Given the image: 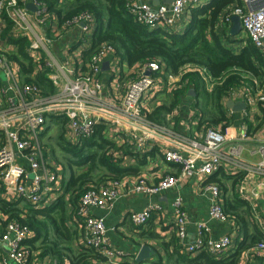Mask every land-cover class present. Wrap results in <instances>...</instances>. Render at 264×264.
I'll return each mask as SVG.
<instances>
[{"label": "built area", "instance_id": "obj_1", "mask_svg": "<svg viewBox=\"0 0 264 264\" xmlns=\"http://www.w3.org/2000/svg\"><path fill=\"white\" fill-rule=\"evenodd\" d=\"M207 1L173 0L168 6L152 8L147 0H127L125 10L136 23L149 30L170 31L186 10L204 5ZM28 3L36 8L35 12L25 8ZM4 15L13 24L12 35L29 41L28 49L32 57L38 61L42 58L40 52L44 51L48 57L44 60L46 67L62 77L59 79L58 76L50 75L48 78L57 91L51 95H43L36 85L20 83L17 64L0 54V75L5 80V85L0 86V183L5 191L14 192L13 201L21 200L36 210L50 205L56 199L61 181L60 168L52 165V160H48L45 150L39 145L40 136L48 127L47 119L52 118L66 122L62 134L64 141L70 146H76L90 138L99 125L105 126V130L109 126H116L127 135L134 147L142 144L157 146L162 150L163 163L179 169L177 175H166L157 183L148 182L142 176L135 177L132 181L128 178L109 180L82 194L76 212L82 228L81 246L93 249L108 264L123 263L119 252L105 241L104 223L92 217L91 209L113 204L122 197L125 189L128 193L155 196L173 189L184 179H194L201 192L209 197L208 219L227 223L230 217L220 202V189L215 184L207 183L208 178L222 164H226L264 179V143L256 148L259 156L256 163L248 165L241 161L242 143L249 137L245 131H241L237 139H230L219 130L206 129L201 140L197 141L172 133L146 117L143 112L144 98L160 86L158 81L163 75L162 65L159 63L152 62L139 67L137 77L126 86L117 103L106 102L100 97L103 60L107 58L110 70L114 73L119 66V59L114 57L110 46L102 45L91 57L86 73L73 79L72 66L56 64L48 50L51 41L47 35L58 36L60 30L72 26L85 35L92 34L95 21L90 14L84 13L57 25L56 18L48 13L40 0H0V34L6 24ZM233 16L238 17L241 32L264 61V0H238V5L220 23L230 28ZM48 22L50 26L46 28ZM7 50L10 51L11 47L4 43V48H0V51ZM187 72H197L204 80H209L204 69L186 68L181 75ZM167 79L169 82L176 81L171 75ZM235 94V91L230 93L232 96ZM242 97L246 102L253 103L246 93L242 92ZM257 102L263 104L264 95H260ZM175 208L174 226L180 241L185 236L186 216L180 208V202L175 203ZM157 210L160 208L155 206L130 213L129 221L135 227H142L151 218L152 212ZM0 229V244L5 246V254L0 255V264H31L33 251L27 243L33 237L32 233L18 221L9 220L2 213ZM196 232L195 242L181 247L184 254L195 255L206 249L217 258L231 246L228 235L217 241L209 239L205 222L196 224ZM252 250L264 252V241Z\"/></svg>", "mask_w": 264, "mask_h": 264}, {"label": "trees", "instance_id": "obj_2", "mask_svg": "<svg viewBox=\"0 0 264 264\" xmlns=\"http://www.w3.org/2000/svg\"><path fill=\"white\" fill-rule=\"evenodd\" d=\"M40 1L45 4L48 13L56 18L57 25L71 21L74 17L84 13L93 17L95 26L91 47L81 53L83 73H86L91 57L99 51L102 45L110 46L114 57L119 59V64L125 63L130 68L134 66L139 68L145 64L157 62L162 65L163 76L164 74L181 76L179 85L173 86L179 89L173 95L174 100L170 108L173 109L181 98L192 90L195 106L202 105V109L205 110L203 115L204 118L208 117L206 122L209 127L226 122L221 106L223 98H227L232 91L241 89V87L253 96L257 90L256 80L260 85L264 83V61L261 54L246 36L244 40L238 41L237 37L229 35L228 26L220 23L222 18L238 5V0H208L204 5L189 9L188 23L182 32L163 29L149 30L146 26L136 23L125 10L127 0ZM63 3L67 4L65 10L62 8ZM3 17L6 19V24L0 34V39L9 45L11 50L0 51V54L17 64L19 77L23 76L25 83L36 85L43 95L54 94L55 89L48 78L52 70L46 67V62L42 58L37 61L32 57L28 49L29 41L26 38L14 37L12 22L5 15ZM76 66L78 67L77 63ZM186 67L204 69L209 80H204L197 72H187L181 75ZM35 69H37L36 76L28 78L27 76L31 75ZM213 83V89L209 88ZM259 104L263 117L261 120L256 118L259 123L257 127L251 126L255 133L264 122V103L259 102ZM166 108L161 105L151 116L145 112L146 117L151 122L160 125L163 121L161 115L170 111ZM213 111L219 115V118L214 116ZM225 127L223 125L221 130L223 131ZM105 129L102 125L95 127L91 137L76 146L68 145L61 131L60 140L64 142L62 143L63 150L68 152L70 157L77 159L76 165L89 164L90 166L88 172L79 178L72 177L71 170H68L66 174L65 169L62 168L60 172L62 177L65 176L61 185L64 193L70 196L71 205L72 201L76 204L89 188H97L106 181L119 180L127 175H138L137 167L124 168L121 161L113 156L116 148L105 139ZM156 153L158 151L152 149L143 154L141 163H145ZM133 155L138 160L140 154ZM52 160L60 164L55 159ZM94 171H97L94 177H99L97 182H93V178L90 177ZM232 180L233 183L236 182V178ZM216 184L222 190L221 186ZM17 204L18 202L7 203L0 200V211L8 216L9 220L18 221L21 226L26 227L32 233L33 237L28 240L27 244L33 252L38 253L34 255L36 258L50 257L56 264H63L64 258L68 259L70 264H92V261L103 260L93 249L81 246V252L74 255L72 249L69 248L74 230L69 229L67 219L76 217L77 205L72 206L73 210L71 209L68 215L63 196L59 197L55 205L49 209L27 208L25 211V209L20 210ZM224 210L230 214L227 205ZM261 241H264V236L256 234L247 245L241 242L229 258L226 256L216 258L208 251H200L195 255L184 254L180 261L182 264H237V258L241 252L254 248ZM38 242L41 243L43 251L36 246ZM62 243L69 245L62 246ZM33 260L32 258L31 264Z\"/></svg>", "mask_w": 264, "mask_h": 264}, {"label": "crops", "instance_id": "obj_3", "mask_svg": "<svg viewBox=\"0 0 264 264\" xmlns=\"http://www.w3.org/2000/svg\"><path fill=\"white\" fill-rule=\"evenodd\" d=\"M147 3L152 8L164 5L163 0H147ZM188 19L189 10H186L182 14L178 24L170 31L182 32L188 23ZM49 24L48 22L45 27L48 28V26H50ZM47 36L53 43L51 45L52 52H49L53 55L55 63L58 65L72 66V79L76 76L83 75L84 73L81 70L83 62L81 53L91 47L92 34L85 35L75 26H72L60 30L58 36L52 37L50 34ZM106 59L107 58L103 60L102 65L107 63L108 69L102 71L100 76L102 84V93L100 97L106 102L117 103L123 96L126 86L137 77L139 68L137 66L130 68L125 63H121L114 73L110 70L109 62ZM36 72L37 69L27 77L34 78ZM50 75L58 76L59 79L62 78L57 72H51ZM167 76L168 74L162 75V79L158 81L160 86H157L153 93L144 98V114L146 112L148 116H151L155 109L161 105L166 108L167 104L156 103L157 97L160 94L170 95L174 100L173 95L178 92L179 89L174 87L179 85L181 76H173L176 80L173 82H169ZM24 79L25 78L20 75V83L26 84ZM4 85L5 80L0 75V86L3 87ZM54 89L56 92L57 88L54 87ZM234 91L237 92V94L233 96L229 95L221 101L226 119V122H224L225 124L220 123L216 126L211 125L210 127L221 131L230 139H237L240 136L242 129H244L242 121L246 117L252 120L251 113L254 109L253 107L249 108V106H246V101L243 99L244 97H242V92L246 93L253 101L252 105L258 103L257 99L260 96L258 90H256L255 94L252 96V94L247 92L243 87ZM229 102H232V104L242 102L247 109L243 112L232 111L230 108L231 105L228 107ZM195 103L194 97L188 94L182 97L180 102L176 104L173 109L170 108L171 102L167 107L170 111H166L161 115L163 121L158 125L166 128L172 133L183 135L197 141L201 140L204 130L209 127L206 122L208 121V117L204 118L203 111L205 110L202 109V105L200 104L196 107ZM208 111L211 112L210 110ZM213 112L214 116L219 118V115L215 111ZM245 122L246 121H244V123ZM223 125L226 127L222 131ZM263 127L264 126H262L254 136L248 137V140L242 143L241 161L243 163L250 165L259 160L256 148L260 143H264ZM126 136L123 134L122 130L116 126H112L109 130L107 129L105 133V139L116 148L113 152V156L121 161L122 166L124 168L137 167L139 170L137 173L138 175H127L119 180L128 178L132 181L135 177L142 176L148 182L157 183L166 175L178 174V168L163 163L161 148L157 146L152 147L149 144H142L140 147H134ZM152 149H155L158 153L148 158L145 163H141L142 155L148 153ZM135 153L140 154L138 160H136L133 155ZM51 163L55 167L58 166L54 160H52ZM58 167L61 172V167ZM239 175H241V177L238 178ZM60 178V186L56 191L57 196L55 201H52L50 205L40 208V210L49 209L51 206L55 205L59 197L63 196L66 205V213L69 215L71 209L73 210L72 206H78L79 200L76 204L72 201L71 205L70 196L64 193V189L61 185L62 179H65V176L62 177L61 175ZM232 178H236L235 183H233ZM209 180H212L214 183ZM206 182L215 185L218 183L219 186H221L220 202L224 208H226L227 205L230 213V220L227 223H219L208 219L207 212L210 205L209 197L201 192L198 182L194 179H184L173 189L155 196L128 193V190L125 189L122 197L113 204L103 208L91 209V215L104 223L106 229L104 236L105 241L111 248L119 252V258L123 264H182L180 258L184 255V252L181 250V247L192 245L195 242L197 239L196 224L199 222L206 223L208 229L206 235L212 241H217L224 235L230 236V248L224 250V252L220 254V258L224 256L229 258L235 252V249H238L241 242L247 245L256 234H260L261 236L264 235V179L262 180L253 174H246L238 171L236 168L222 164L219 170L215 174H212ZM14 198V192L12 190L5 191L0 183V200L5 202L8 200L9 202L7 203L18 202L17 207L20 210L25 209L26 211L27 208L31 209L28 204L21 200L13 201L12 199ZM11 200L12 202H10ZM176 202H180V208L186 216L185 236L180 241L177 238L176 228L174 226ZM155 206H158L160 210L153 211L151 218L144 226L135 227L129 221L130 213H138ZM0 213L2 212L0 211ZM67 220H69L67 221L68 227H70L69 229L74 230V233L71 243H69L70 245L62 243V246L69 245V248L72 249V254L77 255L81 252L82 245V228L81 224H79L80 218L78 216H73V218H68ZM145 246L149 247V251L144 255L143 259L136 262V258L141 249ZM201 251H206V249ZM4 254L5 246L0 244V255ZM36 254L38 253L34 251V262H32V264H56L52 258L47 257L40 259L34 256ZM237 259V264H264V252L257 250L251 251V249H248L241 252ZM63 264L70 263L68 259L64 258ZM92 264H108V262L103 259L99 262L92 261Z\"/></svg>", "mask_w": 264, "mask_h": 264}, {"label": "rangeland", "instance_id": "obj_4", "mask_svg": "<svg viewBox=\"0 0 264 264\" xmlns=\"http://www.w3.org/2000/svg\"><path fill=\"white\" fill-rule=\"evenodd\" d=\"M66 7H67V4L63 3L62 8L65 10ZM236 37H237L236 40L241 41V40L245 39V34L243 32H241ZM52 44L53 43L51 42L50 45L48 46L49 51H51V45ZM0 48L1 49L4 48V42L1 39H0ZM40 56L42 57L43 60L48 58L47 54L44 51L40 52ZM186 68H189L190 70L193 69V67H186ZM244 76H247V75H244ZM210 85L211 86H209V88L213 89L214 83L210 84ZM255 86L259 92L258 94L264 95V83H261V85H260V84H258V81L256 80ZM153 99H155V98H153ZM171 102H173V97H171L170 95H166V94L158 95L157 100H156V103L167 104L166 107H168ZM252 104L253 103L250 104V103L246 102V106H249V108L253 107V109H254V110L252 109L253 111L251 113V119L252 120H250L249 117H246L242 121L243 122L242 125L244 128V129H242V131H245L246 136H249V137H252L255 135V131H252L251 126L252 127L258 126L259 123L256 120V118L261 120L263 117V113L261 112L260 104L259 103H256V105L255 104L252 105ZM244 121H246V122L244 123ZM47 125H48V127H47L48 129L46 128L43 135L40 136L39 145H40V147H42L45 150V153L48 156V160L51 161L52 159H55L58 163H60L57 165L60 166L61 169L62 168L65 169L66 174H67L68 170H71L72 171V177L79 178L80 176H83L84 174H86L89 170V167H90L89 164L76 165L75 162L77 161V159L70 157L67 154L68 152L66 153L63 150V147H62L63 144L62 143H64V142L62 140H60V135H61V131H62L63 127L66 125V122L64 120L56 121L54 118H52V119H47ZM262 126H264V124ZM111 127L109 126L108 130ZM208 128H210V127H208ZM260 144H263V143H260ZM96 153H98V152H96ZM69 167H71V169H69ZM95 174H97V171H94L90 175V177L93 178V182H97V180L99 179V177H94ZM104 177H105V175H104ZM51 240H52V238H51ZM39 243L40 242L36 243V246L40 250H42V245H41V243L40 244Z\"/></svg>", "mask_w": 264, "mask_h": 264}, {"label": "water", "instance_id": "obj_5", "mask_svg": "<svg viewBox=\"0 0 264 264\" xmlns=\"http://www.w3.org/2000/svg\"><path fill=\"white\" fill-rule=\"evenodd\" d=\"M173 0H163L164 5L168 6L172 3ZM25 8L30 11V12H35L36 8L32 5V4H26ZM241 32V26H240V21L238 19V17L233 16L231 17V26H230V30H229V35L231 37H235L238 36ZM108 64L105 63L102 65V71H106L108 68ZM188 95L191 97H194V93L192 90L188 91ZM231 105V106H230ZM230 106L232 111L235 112H243L245 111L247 108L245 106L244 103L240 102L238 104H232V102H229L228 107ZM149 251V247L145 246L141 249L138 257L136 258V262H139L141 259H143L144 255H146V253Z\"/></svg>", "mask_w": 264, "mask_h": 264}]
</instances>
